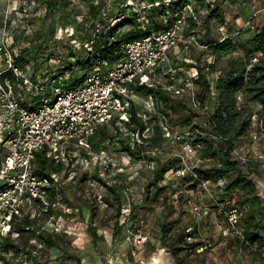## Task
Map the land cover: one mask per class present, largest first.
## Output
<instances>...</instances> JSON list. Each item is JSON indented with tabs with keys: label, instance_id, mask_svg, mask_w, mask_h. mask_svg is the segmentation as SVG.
Here are the masks:
<instances>
[{
	"label": "built area",
	"instance_id": "2783aa9c",
	"mask_svg": "<svg viewBox=\"0 0 264 264\" xmlns=\"http://www.w3.org/2000/svg\"><path fill=\"white\" fill-rule=\"evenodd\" d=\"M110 1L108 0L101 9L103 13L110 6ZM187 1L183 5L185 7L176 12L170 25L153 30L148 28L146 15L143 14L144 9L150 8L153 4L147 6L139 0H121L120 8L132 10L138 14L137 29L141 30V35L122 42L112 59L103 58L93 62L81 82L73 86L66 81L67 71L57 72V74L50 72L34 81L26 71H22L14 64V57L18 50L5 52V68L0 71V74L11 70L21 88L32 90L33 96L29 97L30 103L27 105L33 107L23 105L15 91L16 84L12 79L4 78L3 81L0 79V243L5 237L13 238L18 235L13 230V223L26 214L38 217L45 212L49 213L45 222L50 225L51 233H58L60 229L56 223L59 217H56V214L50 210L59 208L62 213H78L79 208H74L65 202L62 196L60 175L64 167L60 172H37L35 160L39 153L44 154L53 163L62 162L63 166L66 164L65 160L70 161L75 158V161L77 160L88 170L87 190L92 191L94 204L101 209L107 207V199L104 195L105 182L99 179L100 177L92 176L91 167L97 165L101 170V175L110 172L116 176L117 172L124 170L128 162H120L110 153L95 150L90 144V139L95 128L100 124L112 120H115V124H120L129 120L128 110L136 103L133 95L137 92L134 86L139 84L155 86L153 81L158 80L156 74L161 72L169 79L168 84L160 85L162 88L172 92L175 96L186 94L187 106L196 114L195 118L202 117L206 121L210 117V100L201 101L196 93L195 80L198 79V71L189 69V67H175L170 61V52L182 36L184 37L183 31H186L185 36L189 41L196 43V32L193 30L187 32L183 27L187 23V18L195 15V12H190V8H186L190 4ZM159 3L154 2L155 5ZM261 13H264V0H261L249 17L242 21L240 27L255 28L254 20ZM218 28L221 30L220 38L230 35L224 24H220ZM54 33L58 37L61 35L72 37L75 32L73 27H62L57 23ZM71 43L74 46L80 44L74 38ZM92 53L98 56V52L92 51ZM256 61V56H253L247 69L251 68ZM135 112L142 117L145 127L142 131L132 132V145L142 143L147 147L149 146L147 139L152 136V125L154 124L150 117L152 113H158L152 97L146 95L144 103L141 104L140 109H135ZM160 116L161 118L159 117L157 121L162 137L168 138V142L173 146L175 143L180 145L181 153L177 154L179 158L174 168V175L184 177L189 173L196 178L198 186L212 200L211 203L217 215L213 219V224L218 227L220 236L225 239L233 237L239 240L238 252L242 256H246L243 248L264 256V243L259 246L251 244L243 235V227L240 224L242 212L236 203L243 191H234L223 204L218 203L212 188L215 187L222 191L229 181L228 178L199 179L193 170L204 160L198 158L189 160L184 153L192 151L195 154L201 145L192 143L191 139L195 132L201 135H206V132L195 127L179 130L170 126L164 115L160 114ZM192 124L196 122L192 120ZM249 125L247 136L250 148L254 151L264 137V125L256 112L251 116ZM217 138L221 139L220 136ZM250 148L246 149L247 154ZM241 149L242 147H235L232 157L241 165H246L250 160L257 161L259 173L261 172L258 176L262 178L264 153L259 152L251 157L249 154L242 155ZM158 153L165 154L166 152L161 147L148 150L145 148L141 151L139 159L130 158L129 161H145L147 167L154 169V159ZM68 174L71 178L74 171H68ZM163 180L165 181V178ZM191 209L197 215L203 212L201 206L196 203L192 204ZM43 228L44 226H41V229ZM195 228L196 225L188 224L183 230L184 241L188 244L196 241L193 234ZM148 241L149 234L145 229L132 226L125 228L124 243L127 244L129 255L132 258H136L144 251ZM189 250L191 251L192 248ZM35 252L36 250L32 249V253ZM27 257V252H21L20 262L25 261ZM0 264H5L1 258ZM11 264L16 263L11 262ZM259 264H264V261Z\"/></svg>",
	"mask_w": 264,
	"mask_h": 264
},
{
	"label": "trees",
	"instance_id": "16d2710c",
	"mask_svg": "<svg viewBox=\"0 0 264 264\" xmlns=\"http://www.w3.org/2000/svg\"><path fill=\"white\" fill-rule=\"evenodd\" d=\"M91 1L92 0H84L83 4L85 6L80 5L77 9L79 12L75 13L74 8L70 9L68 5L62 4V0H45L46 10L48 14L52 16V19L48 23L46 29L40 31L39 37L42 38L40 41L36 38L35 41L32 40L29 44L17 48L18 51L17 55L14 57V64L22 71H26L34 81L43 78L47 73L55 72L57 74V72L61 73L72 70L73 67L79 69L85 68L87 70L88 65L90 66L98 59H112L119 50V46L122 42L137 38L141 35V30L137 29L138 14H136V12L120 8L119 2L117 1L109 6L103 13L101 9L104 7L106 0H97L96 4ZM155 1L160 3L155 5ZM186 1L187 0H170V2H166V0H149L153 5L147 10V13H145L148 28L154 30L165 28L170 25L176 12L182 8ZM198 3L199 6H206L207 13L205 14L203 22L208 29L207 31H209V24L212 21L215 24L225 23V14L221 11L220 5L215 4L211 6L210 4L204 3V0H198ZM59 11L62 14V21L59 16L55 15V13ZM112 11L113 13L115 12L114 15L120 14L119 16H121V19L115 21V23L110 22L112 16L110 12ZM77 15L82 16V19H78ZM57 23L62 27L71 26L75 32L72 37H66L69 42V50L67 51L71 55L69 60L64 59V66L60 68L57 67L58 64L53 63L51 65L48 63L49 59L57 62L60 58L53 55V53H48L45 44L48 39L55 34L54 29ZM126 25H130V28L121 30V28ZM196 25L197 23L194 16H189L187 18V32L194 30ZM254 27L255 28L252 29L240 27L235 31L228 32L230 35L227 37L219 39L211 37L205 41L207 52L216 58L227 53L232 54L236 52L237 54L226 59L227 62L225 67L221 69L220 74L217 76L218 78L214 86L217 95L214 100H210L211 114L210 117L206 119L203 127L199 124H192V120L196 114L187 106L186 98H175L177 96L159 85L148 86L139 84L134 86V89L138 94L150 95L154 101L155 108L160 114L169 116L173 111L175 113L181 112L182 110L187 112V115L182 119L176 121L170 120L169 125H173L175 128H177V125L179 127L177 129L179 130H184L180 129L183 127H195L206 132V135L195 132L191 142L194 144L200 143L201 145L196 151V157L210 162L207 164L201 163L194 167L193 171L199 179L211 178L216 180L218 178H228L229 181L222 191H219L215 187L212 188L213 195L218 203L223 204L234 191H243V194L239 196L236 203L240 208L242 206L251 208L243 217V222L240 223L243 227V235L249 243L259 246L264 243V210L257 208L262 199L257 195L254 182L251 179V174L260 175L258 162L250 160L246 165H241L232 157L233 149L239 146L236 135H239L240 132H244L245 129L250 126V119L253 113L256 112L258 114V118L262 125H264V20ZM21 32L23 31L16 29L11 33V47L16 46L15 41L24 37V34ZM235 32L236 34H234ZM73 38L80 43L79 47L82 51H85V54L80 55L79 53L77 54V52H73L76 49L71 43ZM57 45V43L53 44L52 48L56 49ZM92 51L98 52V56H95ZM254 54H258V61L252 65L251 69L245 71L246 66L250 62V58ZM79 56L81 58H79ZM179 61V65L174 63L175 67L186 66V68L189 67V69L198 71L199 76L198 79L195 80L198 86L196 93L199 99L204 101L207 95L206 93L211 89L210 81L206 77V72H204L203 68H201L195 60H190L188 63L183 59H179ZM175 62H177V59ZM84 76L85 73L79 76L74 75L72 78L69 76L66 78V81L70 86H73L81 82ZM4 78H10L13 81L14 75L12 71L8 70L0 74L1 81H3ZM238 90H241L244 95L241 100L237 101L236 92H238ZM23 105L29 108L33 107L26 103H23ZM255 105L260 106V108H254ZM128 112V121L115 124V120H112L108 123L100 124L95 128V132L90 139V144L95 150L104 151L105 146L103 143L109 142L113 147H115L114 145L118 146L119 151L126 152L130 158H140V153L146 146L142 143L133 144V146L131 134L138 130L142 131L145 127V123L142 117L137 115L133 105L129 108ZM243 112L248 113V118L241 123V129L235 132V134H232L231 130L234 129L232 122ZM151 117L153 118L152 120H158L160 116L158 113H152ZM152 126L154 134H159L160 128L158 121L157 123L154 121V125ZM154 136L152 135L147 139L149 143L157 141V136ZM216 136H220L221 139H218ZM35 164V170L39 173L50 171L60 172L64 167L62 162L53 163L51 159L46 158L42 153L37 155ZM177 164L178 160L174 166L170 161L168 164H164L161 168H158V170L154 168L152 180L149 182L150 188L152 186H157L159 182L165 178L166 171H168L169 167H176ZM95 177H98V175ZM182 178L184 180H189L191 183H197L196 178H194L192 174L187 173ZM158 188L163 189L164 186H159ZM144 193L150 195L148 190H145ZM208 202L212 205L211 199H209ZM50 211L55 213L56 217H59L56 225L61 233H51L49 224L45 225L43 229L38 228V226L35 225L38 217L26 214L23 218L13 223V230L17 232L18 235L13 238L10 236L5 237L0 243V258L3 260V263L11 264L5 260L8 253L20 254L21 252H27L28 256H30L33 247H35V245L30 243V240L33 238L44 246H55V240L59 239L58 236L62 234L63 230H67L68 227L72 225L77 226L84 220V216L81 217V215L75 216V214L62 213L59 210L52 209ZM48 215L49 213L46 212L43 214V218L45 219L44 223ZM92 234L94 237H97L95 230L92 231ZM193 234L195 235V230ZM22 241L23 246L19 244ZM180 244L181 246H177ZM193 244H188L184 241V233L182 231L174 241L173 247L167 246L176 264H180L181 261L175 256L177 250L188 251ZM256 254L259 255L260 253L256 252Z\"/></svg>",
	"mask_w": 264,
	"mask_h": 264
},
{
	"label": "rangeland",
	"instance_id": "374dc122",
	"mask_svg": "<svg viewBox=\"0 0 264 264\" xmlns=\"http://www.w3.org/2000/svg\"><path fill=\"white\" fill-rule=\"evenodd\" d=\"M83 1L84 0H62V4L68 5L70 9L74 8V12L77 13L79 12L77 9L80 5H84ZM92 1L95 4L97 3V0ZM113 1L114 0L110 1V6L117 1L121 2V0ZM139 1L147 6L151 4L149 0ZM259 1L260 0H246L244 4L241 0H204V3L210 4L211 6L215 4L220 5L221 11L225 14V23L215 24L212 21L209 24V31H207L208 29L203 22L205 14L207 13L206 6H199L198 0L187 1L190 4L186 8H190V12L192 13L195 12L194 18L197 25L193 31H195L197 35L196 43L189 41L186 38L187 36H185L186 31H183L184 37L182 36L176 47L170 52V61L174 66V63H177V65L180 64L179 59H183L187 63L190 60H195L199 66L203 68L211 86V90L206 93L207 95L204 101L215 99L217 94L214 86L218 78L217 76L220 74L221 69L225 67L227 62L226 59L237 54L236 52L232 54L227 53L216 58L207 52L205 41L211 37L216 39L221 37V30L218 28L220 24L225 25L227 32L234 31L237 26L236 17L243 16L247 19L251 14V10L258 6ZM107 2L108 0H106V3ZM148 9L149 8L144 9L145 11L143 14L147 13ZM114 13L113 11L110 12V15H112L110 18L111 23H115V21L121 19V16H119L120 14L114 15ZM55 15L59 16L61 21L63 20L60 11L55 13ZM77 16L78 19H82V16ZM51 19L52 16H50L46 10L45 0H0V71L5 68V52H16L18 47H23L32 40L35 41L36 38L40 41L42 38L39 37V33L46 29ZM231 20H235L233 24H230ZM254 23L258 25L261 22L257 23L255 18ZM183 27L186 29L187 23H185ZM128 28H130V25L122 27L121 30H126ZM16 29L22 30L23 32L21 33L24 34V37L15 41L16 46L11 47V33ZM56 43L58 44L57 48L53 49L52 45ZM45 44L48 53H53V55L60 58L57 62L49 59L48 63L51 65L53 63L58 64L57 67L59 68L63 67L65 60H69L71 55L67 51L69 50V42L66 36L61 35L58 37L57 34H54ZM75 47L74 53L77 52V54L79 53L80 55L85 54V51H82L79 45ZM253 56L257 58L258 54H254ZM79 58L81 57L79 56ZM175 58L177 62H175ZM90 67L91 65H88L87 70H89ZM182 68H186V66H182ZM249 69H247L246 66L245 71ZM87 70L85 68L79 69L73 67L72 70L67 71L66 78L69 76L72 78L74 75L79 76ZM156 79L158 80L153 81V85L155 86H165L169 83V79L161 72L156 74ZM13 81L16 84L15 91L19 95L21 101L26 104L30 103L29 97L33 96L32 90L21 88L15 77ZM196 90H198V86H196ZM236 93L237 101L240 98L242 99L244 93H242L241 90H238ZM133 96L136 101L134 108L140 109L146 95L135 93ZM181 97L185 98L186 94L175 98L180 99ZM254 108L257 109L259 106L255 105ZM157 112L160 116V112L158 110ZM162 115H164L169 124L170 120L176 121L182 119L187 115V112L182 110L181 112L175 113L173 111L169 116L165 114ZM247 118V112L240 113L232 122L234 129L231 130V133L235 134V132L239 131L242 127L241 123L247 120ZM150 119L152 123H154V121L157 123V120H152V117H150ZM193 120L202 127L205 125V119L202 117H194ZM172 127L175 126L172 125ZM176 127L179 128L177 125ZM185 128L186 127L180 129ZM248 129L249 127H247L244 132H240L239 135H236L239 147H242V155L249 154L252 157L256 153H264V137L261 139L258 147L253 151L248 141ZM152 135H155L154 137L157 136V141L149 143L146 149L161 147L164 152H166L165 154L158 153L156 155L154 159L155 170H158V168H161L164 164H168L170 161L174 166L179 158L177 154L180 152V145L175 143L173 146V144L168 142V138H163L161 129L159 134H154L153 132ZM103 145L105 146L104 152L115 156L120 162H128L123 171L116 173L119 174L117 176H113L110 172L101 175V170L97 165L91 167L92 176L94 174L95 176L98 175V177L105 182L106 190L104 195L107 199V207L101 209L94 204L92 191L87 190L86 178L88 177V170L78 163L77 160L75 161V158H72L70 161L69 159L65 160L66 164L60 175V179L62 180V196L65 202H68L74 208H79L75 216H84V220L77 226L72 225L68 227L67 230H63L62 234L58 236L59 239L55 240V246L39 245L35 239H31L30 243L35 245V247H33V250H36L35 253H32L25 261L21 262L19 259L21 253H8L7 259L5 258L7 262H15L16 264H151L152 257L155 256L156 251L160 250L161 247H166L168 249L167 246H169L172 248L174 241L178 235L182 233L184 228L188 226V224H193L198 216L200 217V215H197V213L191 209L192 204L196 203L200 205L201 209L208 206V195L197 183H191L189 180H184L182 177L174 175L175 167H169L168 171H166L165 181H160L157 186H152L150 188L149 182L152 180L154 169L147 167V162L129 161V155L126 152L119 151L118 146L114 145L115 147H113L109 142H104ZM248 147L250 148V152L247 154L246 149ZM184 153L189 157V160L197 158L196 153L194 154L192 151H185ZM209 162L208 160L203 161L204 164ZM68 171H74L73 177H68ZM261 176H263L261 179L264 181V174L262 173ZM159 186H164V188L159 189ZM145 190H148L150 195L145 194ZM257 208L264 210V199L260 201ZM57 209L59 210V208ZM250 209L251 208L245 206L241 207L242 215L240 223L243 222V217ZM36 220L37 222L35 225L40 229L41 226L48 225L46 224L47 222L44 223L45 219L42 214L39 215ZM202 224L203 223H200V225ZM127 226L140 228L142 230L145 229L149 234V241L145 245L144 251L136 258H132L129 255L128 246L124 243V231ZM92 229L96 231L97 237L93 236ZM215 232L217 233V231ZM197 241L202 242V244L206 243V249L210 250L209 252H211L212 255L218 257L217 260H212L210 264H259V262L264 261V256L260 254L257 255L247 248H243V252L246 256H242V254H239L238 248L235 252V247H230L227 243L221 245L219 239L214 237V234L204 235L202 240L199 237ZM19 244L23 246V241ZM198 244L199 243L195 241L190 247L194 250ZM177 246H181V244ZM214 246H216L214 249H210ZM206 249L204 248L198 253L195 252L192 256L188 255L184 250H177L175 256L181 260L180 264H203L204 261L206 262L207 260L205 258L207 255L203 254ZM222 256L233 260H227L226 262V259Z\"/></svg>",
	"mask_w": 264,
	"mask_h": 264
},
{
	"label": "crops",
	"instance_id": "0c3cea01",
	"mask_svg": "<svg viewBox=\"0 0 264 264\" xmlns=\"http://www.w3.org/2000/svg\"><path fill=\"white\" fill-rule=\"evenodd\" d=\"M244 4L246 3V0H241ZM261 1V0H260ZM259 1V3H260ZM259 5V4H258ZM252 12V10H251ZM247 17V16H246ZM228 19H231V18H228ZM246 18H244L243 16H240V17H236V29L237 28H240L241 26V23L243 20H245ZM233 20V21H235ZM264 20V13L263 14H259L257 17H256V22H262ZM233 21L231 20L230 24H233ZM235 29V30H236ZM234 30V31H235ZM203 212L202 214L200 215V217L198 216L197 217V220L195 222H193L194 225H196V228H195V237H196V242L199 243L195 248L194 250L192 249L191 251L188 250L186 251L188 255L192 256L195 252H200L201 250H203L204 248L206 249L207 248V245L206 243H203L202 242H198L197 239L200 237L201 240L204 238V235H212L214 234V237H216V239H219V243L222 245H225L226 243L229 244V246L231 247H235L236 250L235 252L237 251V248H238V240L236 238H233V237H230V238H223L222 236H220V233H219V229L217 226H215L213 224V219L215 218L216 215V212H215V208H213V205L209 204V206L203 208ZM200 223H203L202 225H200ZM217 231V233L215 232ZM203 233V235H202ZM233 244V245H232ZM199 247V248H198ZM216 246L214 247H211L210 249H214ZM208 251V252H207ZM210 250H204L203 254H206L207 256H205V258L207 259L206 262L204 261L203 264H210L212 260H217L218 257H216L215 255H212L211 252H209ZM186 254V253H185ZM240 254V253H239ZM218 256V255H217ZM224 257V259H226V262L227 260H233V259H227L225 256H222Z\"/></svg>",
	"mask_w": 264,
	"mask_h": 264
},
{
	"label": "water",
	"instance_id": "95a60500",
	"mask_svg": "<svg viewBox=\"0 0 264 264\" xmlns=\"http://www.w3.org/2000/svg\"><path fill=\"white\" fill-rule=\"evenodd\" d=\"M251 179L254 182L257 195L264 199V181L255 174H251ZM124 264V263H118ZM127 264V263H126ZM151 264H176L171 253L166 247H161L160 250L156 251L155 256L152 257Z\"/></svg>",
	"mask_w": 264,
	"mask_h": 264
}]
</instances>
